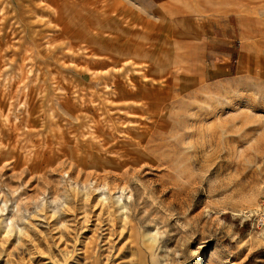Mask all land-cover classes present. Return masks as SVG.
<instances>
[{"label": "rangeland", "instance_id": "rangeland-1", "mask_svg": "<svg viewBox=\"0 0 264 264\" xmlns=\"http://www.w3.org/2000/svg\"><path fill=\"white\" fill-rule=\"evenodd\" d=\"M262 198L264 0H0V264H264Z\"/></svg>", "mask_w": 264, "mask_h": 264}, {"label": "built area", "instance_id": "built-area-1", "mask_svg": "<svg viewBox=\"0 0 264 264\" xmlns=\"http://www.w3.org/2000/svg\"><path fill=\"white\" fill-rule=\"evenodd\" d=\"M245 215L253 228L264 231V198L258 201L254 212H247Z\"/></svg>", "mask_w": 264, "mask_h": 264}, {"label": "bare ground", "instance_id": "bare-ground-1", "mask_svg": "<svg viewBox=\"0 0 264 264\" xmlns=\"http://www.w3.org/2000/svg\"><path fill=\"white\" fill-rule=\"evenodd\" d=\"M250 235V234H249Z\"/></svg>", "mask_w": 264, "mask_h": 264}]
</instances>
